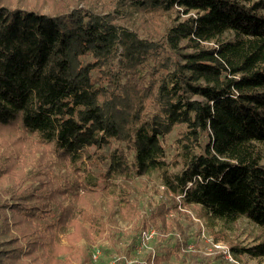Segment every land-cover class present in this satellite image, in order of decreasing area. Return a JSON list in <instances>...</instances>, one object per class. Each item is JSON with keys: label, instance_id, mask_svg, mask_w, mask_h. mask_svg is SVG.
Instances as JSON below:
<instances>
[{"label": "trees", "instance_id": "1", "mask_svg": "<svg viewBox=\"0 0 264 264\" xmlns=\"http://www.w3.org/2000/svg\"><path fill=\"white\" fill-rule=\"evenodd\" d=\"M64 2L53 12L0 3V237L10 235L0 264L91 263L95 231L115 212L97 198L116 174L140 233L127 245L108 234L114 263L126 264L150 223L157 252L147 262L219 264L167 213L199 205L264 231V0H100L104 10L61 12ZM101 167L102 183L91 177ZM156 170L166 188L146 212L133 180ZM231 248L264 257V240Z\"/></svg>", "mask_w": 264, "mask_h": 264}, {"label": "rangeland", "instance_id": "2", "mask_svg": "<svg viewBox=\"0 0 264 264\" xmlns=\"http://www.w3.org/2000/svg\"><path fill=\"white\" fill-rule=\"evenodd\" d=\"M63 7H58L59 11H63L66 9H75V8H83L85 6H92L96 9L100 8L104 10L105 7L103 3H100V0H64ZM23 5L32 6L35 8H39L43 11L53 12V5L57 4L58 0H0V3L15 6L19 3ZM54 2V3H53ZM51 3H53L51 5ZM106 3V2H105ZM108 4V3H106ZM52 10V11H51ZM178 131L175 130L173 133L169 135L168 144H169V151L170 155L174 154L178 149L176 147V138L178 137ZM1 141V140H0ZM172 144V145H171ZM31 147V146H30ZM5 148L8 149L5 143L0 142V151H3ZM20 161L30 162L31 161V152H22L19 157ZM53 163L57 164L58 159L52 158ZM2 162V161H1ZM16 162H18V158H16ZM27 164L25 163V166ZM66 166L65 163H60L57 167ZM67 167V166H66ZM103 170L105 167L96 168L93 170V174L91 177L95 180H99L100 183L106 182ZM13 177H7L4 181L5 184L9 185L12 181ZM122 180V175L116 174L112 179L111 183L107 189H104L100 198L97 200H101L100 202L103 204L104 208L107 212H111L112 207H110L111 203L115 204L114 206V218L112 222H107V224H102L98 229L95 231V240L93 242L92 248V261L91 263L88 261L87 264H100L98 262L99 257L101 256V249L100 247L103 245L108 249L106 255L103 257L104 264H116L114 263L115 260L119 259L118 250L113 245V242H110L111 238H109L108 234H114V236L118 237L120 240L124 242L125 245L131 244V240L133 236L137 233L139 235L140 231H136L134 224V219L128 215H125V207H123L124 202L120 200L121 195L119 194L120 189V181ZM133 183L136 188V192L139 195L141 200V204L139 207L141 210H145L147 212L148 203L151 200L156 202L159 200L160 195L162 193V189L166 188V184L163 183L162 178L160 176V171L156 170L154 172L145 174L140 178L134 177ZM135 193V192H134ZM181 199L180 196H177V200ZM143 204V206H142ZM179 204V203H178ZM182 205L179 209L187 211L189 214L187 216H181L177 213L176 210H171L167 214L169 216H180V219L186 225V237L189 240V247L191 249L196 248L202 255H205V261L207 258L210 261L217 262L219 264H264V257H256L248 252L238 253V258L233 254L232 246L236 245L239 247L243 246H253L260 241L264 240V231L263 229L252 221L247 216H241L237 219V221L233 223H225L221 219L212 218L205 213L202 212V209L199 205ZM123 207V209H122ZM138 217V216H137ZM136 217V218H137ZM118 226V231L120 232H113L111 231L112 227ZM154 230L157 232L156 228L152 226L150 223L149 225L145 226L142 231L144 230ZM112 232V233H111ZM136 232V233H135ZM67 230L63 233L61 231L60 236L58 237L61 244H67V236L65 235ZM175 232H171L166 240V243L170 245L172 242H175L174 239ZM218 236L219 239L216 240L215 237ZM10 235H6L3 233L0 240L6 239L9 240ZM163 241V239H162ZM79 242L86 243L88 242L85 237H83ZM111 244L113 246H111ZM80 245V244H79ZM173 245V244H172ZM1 248H5L6 245H1ZM131 255L128 257L126 264H130L132 261L140 260L144 264H148L146 260L148 259L149 253L157 252L156 246V238H150L147 240L137 241L135 247L130 250ZM221 253L222 256H219ZM69 256V253H68ZM226 258L229 260L227 262ZM50 264V263H48ZM149 264H153L152 262Z\"/></svg>", "mask_w": 264, "mask_h": 264}, {"label": "built area", "instance_id": "3", "mask_svg": "<svg viewBox=\"0 0 264 264\" xmlns=\"http://www.w3.org/2000/svg\"><path fill=\"white\" fill-rule=\"evenodd\" d=\"M155 232L156 231H154L153 229L152 230H150V229L144 230L143 231V240L150 239L155 234Z\"/></svg>", "mask_w": 264, "mask_h": 264}]
</instances>
